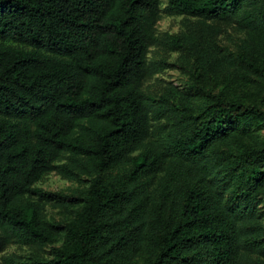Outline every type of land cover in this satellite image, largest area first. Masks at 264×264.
<instances>
[{
	"label": "trees",
	"instance_id": "obj_1",
	"mask_svg": "<svg viewBox=\"0 0 264 264\" xmlns=\"http://www.w3.org/2000/svg\"><path fill=\"white\" fill-rule=\"evenodd\" d=\"M164 9L235 17L264 43V0H167ZM160 13V0H0V233L41 249L64 231L50 258L25 264H131L143 247L146 264H240L244 250L261 247L250 229L255 208L225 199L224 187L203 177L219 167L210 147L240 120H264V110L217 97L197 114L178 115L163 139H150L142 87ZM193 40L162 38L181 49ZM257 71L264 78V66ZM241 161L242 184L232 193L243 199L264 186V145ZM162 170L154 202L178 208L165 220L155 209L149 221L135 186ZM51 171L90 177L67 226L44 216L58 195L34 186Z\"/></svg>",
	"mask_w": 264,
	"mask_h": 264
},
{
	"label": "rangeland",
	"instance_id": "obj_2",
	"mask_svg": "<svg viewBox=\"0 0 264 264\" xmlns=\"http://www.w3.org/2000/svg\"><path fill=\"white\" fill-rule=\"evenodd\" d=\"M166 4L167 0H160L161 13L156 24L158 41L148 49V73L142 87L149 104L150 139H163L176 125L178 115L197 114L217 97L264 110V78L257 71L264 66V43L252 40L245 30L239 29L235 17L206 19L168 14L164 9ZM167 34L190 35L194 40L184 42L183 49L174 48L162 42ZM157 105L175 109L157 117L154 112ZM263 145L264 120H240L225 139L210 147L219 167L203 175L208 184L218 183L224 187L225 199L245 202L255 208L256 218L250 229L255 232L253 236L261 240V247L256 251L244 250L240 264H264V186L243 199L232 193L233 188L242 184L243 156ZM65 155L55 163L64 162ZM170 163L171 158L165 157V165ZM191 166L193 176L201 174L194 165ZM164 174L165 170L146 173L135 186L136 192L142 196L149 221L155 209L165 220L173 217L178 208L176 202L160 205L154 202L155 190ZM89 178L81 174L76 179H67L56 171L44 174L34 186L58 195L45 203V218L53 224L70 225L81 210L82 203L77 199L88 187ZM63 234L64 231L60 232L51 246L40 249L7 241L0 233V264H6V257H11L16 264H25L35 258H50L51 247L61 245ZM149 259L143 247L131 264H146Z\"/></svg>",
	"mask_w": 264,
	"mask_h": 264
}]
</instances>
